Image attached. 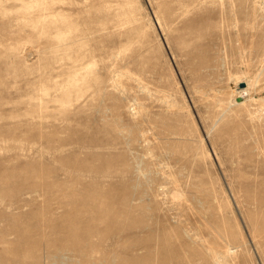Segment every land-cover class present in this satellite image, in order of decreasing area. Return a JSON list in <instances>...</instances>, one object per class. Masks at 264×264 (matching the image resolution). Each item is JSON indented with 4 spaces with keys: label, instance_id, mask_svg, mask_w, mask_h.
Segmentation results:
<instances>
[{
    "label": "rangeland",
    "instance_id": "obj_1",
    "mask_svg": "<svg viewBox=\"0 0 264 264\" xmlns=\"http://www.w3.org/2000/svg\"><path fill=\"white\" fill-rule=\"evenodd\" d=\"M262 97L264 0H0V264H264Z\"/></svg>",
    "mask_w": 264,
    "mask_h": 264
},
{
    "label": "bare ground",
    "instance_id": "obj_2",
    "mask_svg": "<svg viewBox=\"0 0 264 264\" xmlns=\"http://www.w3.org/2000/svg\"><path fill=\"white\" fill-rule=\"evenodd\" d=\"M244 80L246 81V87H241V88L234 89L233 92H232V94H231V96L229 97V101L228 102H223L221 100L217 101V104H220L223 107L222 108V111L228 110L233 105H236V106L245 105V104H247L251 100L248 96L239 97V94H240V92L242 90H246V89L248 90L250 88V80H248V79H244ZM254 83L256 84V83H258V81L257 82L255 81ZM251 96L252 95H250V97ZM238 98H240V100ZM261 102H262L263 108H258V109H255L254 111L251 110V109H248V113L247 114H248V116H249V118L251 120H253V119L258 118V117L261 116V111L264 110V97L261 98ZM215 117H216L217 120H214V123L216 124L218 122L219 118H220V115L219 114H216ZM155 133H156V131H155V129H153V136H154ZM233 251H234V247L229 244L228 247H227V249L224 252V255L226 257L231 256V254L233 253ZM209 254H210V257L211 258H215L216 255H217V253L214 252V251L213 252L210 251ZM54 263L55 262H51L50 264H54Z\"/></svg>",
    "mask_w": 264,
    "mask_h": 264
},
{
    "label": "water",
    "instance_id": "obj_3",
    "mask_svg": "<svg viewBox=\"0 0 264 264\" xmlns=\"http://www.w3.org/2000/svg\"><path fill=\"white\" fill-rule=\"evenodd\" d=\"M240 100V98H238Z\"/></svg>",
    "mask_w": 264,
    "mask_h": 264
}]
</instances>
